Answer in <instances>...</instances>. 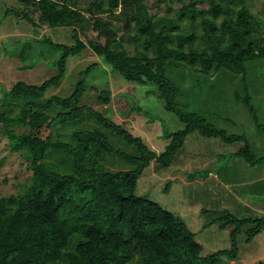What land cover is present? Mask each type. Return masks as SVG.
Returning a JSON list of instances; mask_svg holds the SVG:
<instances>
[{
	"label": "trees",
	"instance_id": "16d2710c",
	"mask_svg": "<svg viewBox=\"0 0 264 264\" xmlns=\"http://www.w3.org/2000/svg\"><path fill=\"white\" fill-rule=\"evenodd\" d=\"M18 1L5 15L26 20L36 32L41 24L62 27L69 37H17L11 55L23 62L20 69L45 60V73L55 71L40 82L18 79L9 87L0 82V124L29 129L13 130L10 143L12 150L26 151L32 169L19 200L0 195V264H127L134 258L139 264H222L225 256L237 259L239 235L250 240L263 231V213L240 216L229 208L215 209L220 215L212 222L233 227L231 247L204 254L182 216L136 189L145 169L153 161L169 166L194 131L225 142L245 140L238 154L250 165L264 163V154L245 134L229 133L200 112L181 108L179 100L182 78L217 79L224 72L247 79V62L264 57V9L254 11L250 0H155L151 6L144 0ZM86 48L100 59L79 71L67 95H47L65 78L68 57ZM99 63L127 80L154 85L164 107L183 121L184 128L166 133L164 149H153L142 135L94 106L110 103L113 95L110 82H98L96 72L87 80ZM237 96L264 129L250 96ZM47 129L43 137L40 132ZM117 138L134 150L116 146ZM124 159L127 168L121 166Z\"/></svg>",
	"mask_w": 264,
	"mask_h": 264
},
{
	"label": "rangeland",
	"instance_id": "374dc122",
	"mask_svg": "<svg viewBox=\"0 0 264 264\" xmlns=\"http://www.w3.org/2000/svg\"><path fill=\"white\" fill-rule=\"evenodd\" d=\"M154 1L144 0L149 6L153 5ZM250 2L254 11L260 12L264 9V0ZM18 4V0H0V82L7 87L18 79L40 82L55 71L52 68L46 70L48 74L45 73V66L41 63L45 60L32 68L20 69L18 66L23 62L11 55L17 37L23 35L42 37L44 33L55 41H67L69 37L63 32L62 27L49 28L47 24H41L39 31L36 32L35 27L26 20H18L10 14L5 15L7 7H15ZM30 10L38 20L37 9L31 6ZM261 16L264 18V13ZM52 52L55 53L52 56L54 59L58 51ZM99 59L100 57L90 48H86L80 54L70 55L65 78L59 87L49 88L47 95L52 93L67 95L73 90L79 71ZM94 72L98 74L96 79L98 82H110L113 93L110 103L94 106L114 120L123 122L135 134L142 135L153 149L158 151L165 148L167 132L184 128L185 124L177 114L164 107L163 99L157 94L154 85L127 80L120 72L105 63L96 66L95 71L87 79L89 82ZM247 73L246 80L243 76L224 72L218 73L217 79L203 77L196 80V75H193V78H182L179 81L180 105L183 109L200 112L209 121L225 128L229 133L245 134L252 148L257 153L264 154V129L257 127L253 113L237 96V94L243 98L247 94L250 96V101L256 107L260 121L264 124V57L247 62ZM13 130L29 131L28 128L17 125L0 124V195L13 194L17 197L13 198L14 201H17L23 195V183L28 182L32 176V169L26 151L12 150L10 139ZM48 130L40 134L45 137ZM244 143L245 140L225 142L221 138L205 137L197 131L191 132L186 136L184 146L175 154L169 166L153 161L145 169L139 178L136 193L148 195L182 216L188 226L196 232V238L203 245L204 254L230 248V231L233 227L230 225L221 227L220 222H212L220 215V212H214L215 209L229 208L240 216L261 213H253V210L246 209L241 203L234 204L231 202L232 196L220 190L214 189L209 194L207 181L202 183L197 179L207 178L204 175L212 170L220 175H236L238 182L240 181L238 192L242 194L246 191V181L254 175L264 174V163L261 165L247 163L238 154ZM115 144L128 152L134 150L133 146L122 143L119 138L115 140ZM127 165L125 159L121 161L122 168H127ZM211 174L210 172L208 175ZM189 178L193 180L185 183ZM256 185L258 183H255V189L250 188L246 191L253 197H246L251 198L254 205L264 208V189ZM249 186L251 187V184ZM238 240V258L232 260L225 256L222 264H259L258 260H264V230L250 240L240 234ZM127 264L139 263L137 258H134Z\"/></svg>",
	"mask_w": 264,
	"mask_h": 264
},
{
	"label": "crops",
	"instance_id": "0c3cea01",
	"mask_svg": "<svg viewBox=\"0 0 264 264\" xmlns=\"http://www.w3.org/2000/svg\"><path fill=\"white\" fill-rule=\"evenodd\" d=\"M211 173H212L211 175H204V177H207V178H198L197 179L202 183L204 181H207V186H208L207 191H209V194L212 193L214 189L220 190L222 192H225L228 195H231L232 196L231 202H233L234 204L235 203H241L244 205V207L246 209L253 210L254 211L253 213L256 212V213H263L264 214V208H262V206L254 205L253 200L249 197H246V196H252L253 197V195L249 194L246 191L250 190V188L252 190L255 189V183H258V185H256V186L264 189V176H263L264 174L254 175L248 181H246L245 187L247 189H246V191H244L241 194L237 190V188L239 187L240 181L238 182L236 175H220V174L214 172L213 170L211 171ZM173 177H177V176H173ZM191 179L193 180V178H189V180L187 179L185 183H190ZM241 183H242V178H241ZM249 184H251V187L249 186ZM256 258H258V257H256ZM259 258H262V257L259 256Z\"/></svg>",
	"mask_w": 264,
	"mask_h": 264
}]
</instances>
